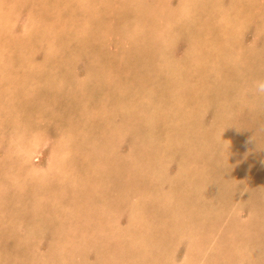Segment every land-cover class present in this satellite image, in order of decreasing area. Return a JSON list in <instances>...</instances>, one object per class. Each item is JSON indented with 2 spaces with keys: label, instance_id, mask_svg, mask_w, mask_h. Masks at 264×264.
<instances>
[{
  "label": "rangeland",
  "instance_id": "rangeland-1",
  "mask_svg": "<svg viewBox=\"0 0 264 264\" xmlns=\"http://www.w3.org/2000/svg\"><path fill=\"white\" fill-rule=\"evenodd\" d=\"M0 264H264V0H0Z\"/></svg>",
  "mask_w": 264,
  "mask_h": 264
},
{
  "label": "bare ground",
  "instance_id": "bare-ground-1",
  "mask_svg": "<svg viewBox=\"0 0 264 264\" xmlns=\"http://www.w3.org/2000/svg\"><path fill=\"white\" fill-rule=\"evenodd\" d=\"M152 1V0H151ZM93 18V17H92ZM144 19V18H143ZM146 24V23H145ZM101 40V39H100ZM77 87V86H76ZM4 167V166H3ZM236 185V184H235ZM8 189V188H7ZM4 190V189H3ZM22 196V195H21ZM12 203V202H11ZM237 204V203H236ZM43 205V204H42ZM13 206V205H12ZM21 213V212H20ZM5 216V215H4ZM23 216V215H22ZM9 221V220H8ZM37 221V220H36ZM3 223V222H2ZM111 224V223H110ZM12 229V228H11ZM155 245V244H154ZM31 247V246H30ZM33 248V247H32ZM51 251H53V250H51ZM7 256V255H6ZM15 259V258H14ZM20 261H21V259H20Z\"/></svg>",
  "mask_w": 264,
  "mask_h": 264
}]
</instances>
